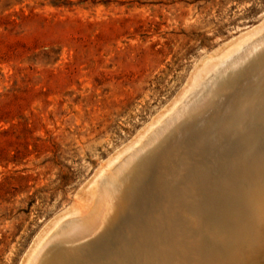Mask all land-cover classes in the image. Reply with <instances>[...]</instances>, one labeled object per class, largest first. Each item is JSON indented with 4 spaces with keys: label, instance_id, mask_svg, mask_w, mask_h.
Wrapping results in <instances>:
<instances>
[{
    "label": "rangeland",
    "instance_id": "1",
    "mask_svg": "<svg viewBox=\"0 0 264 264\" xmlns=\"http://www.w3.org/2000/svg\"><path fill=\"white\" fill-rule=\"evenodd\" d=\"M263 20L264 0H0V264H23Z\"/></svg>",
    "mask_w": 264,
    "mask_h": 264
},
{
    "label": "bare ground",
    "instance_id": "2",
    "mask_svg": "<svg viewBox=\"0 0 264 264\" xmlns=\"http://www.w3.org/2000/svg\"><path fill=\"white\" fill-rule=\"evenodd\" d=\"M211 55L194 94L100 167L23 264H264V20Z\"/></svg>",
    "mask_w": 264,
    "mask_h": 264
}]
</instances>
